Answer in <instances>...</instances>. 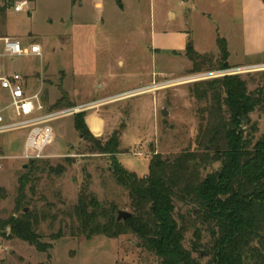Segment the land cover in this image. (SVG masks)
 I'll return each mask as SVG.
<instances>
[{
  "label": "rangeland",
  "instance_id": "rangeland-1",
  "mask_svg": "<svg viewBox=\"0 0 264 264\" xmlns=\"http://www.w3.org/2000/svg\"><path fill=\"white\" fill-rule=\"evenodd\" d=\"M121 1L34 0L29 12L0 8V36L25 35L23 45L29 49L36 43L42 52V56L11 58L0 38V57L4 73H20L30 93L41 90L49 110L70 107L58 105L64 93L76 106H88L84 116L91 133L103 142L114 131L120 133L117 161L144 177L151 171L155 153L174 158L196 148L210 100L199 98L195 91L206 80L130 93L154 80L220 70L207 66L193 73L186 49L191 42L197 51L214 48L209 55L215 60L220 57L216 45L220 12L214 4L216 8L209 14L210 0ZM231 17L237 25L238 14ZM227 22L219 31L223 36L229 32L236 35V26L232 31ZM120 59L124 64L118 63ZM244 67V72L228 75L246 80L248 92L263 97L261 107L251 113L256 141L264 134V62L230 64L225 71ZM7 96V91L0 94V107L6 105ZM163 107L169 111L167 116L161 113ZM75 119L76 115H70L53 122L56 138L46 148L47 157L30 175L26 188L30 209L36 207L41 219L37 231L52 247L43 252L19 238L0 236V264H161L156 253L142 247L135 233L116 238L105 234L87 238L72 233L78 226L74 207L83 187H88L107 208L115 204L118 210L132 212L129 192L117 181L111 156L91 150L94 144L75 128ZM25 139L24 131L0 135V218L14 214L19 178L30 170V161L17 157ZM219 166L215 162L204 174ZM194 210L201 211L195 204L176 202L177 220L184 224L183 243L191 250L197 230L202 243L211 239L210 230ZM60 231L62 237L54 239ZM193 254L209 256L204 247Z\"/></svg>",
  "mask_w": 264,
  "mask_h": 264
},
{
  "label": "trees",
  "instance_id": "trees-1",
  "mask_svg": "<svg viewBox=\"0 0 264 264\" xmlns=\"http://www.w3.org/2000/svg\"><path fill=\"white\" fill-rule=\"evenodd\" d=\"M0 8L7 9L1 5ZM218 47L221 55L215 60L213 55H202L191 42L188 44L187 56L194 65L193 73L207 66L220 70L230 67L226 41L219 38ZM195 91L199 98L210 100L205 109L207 118L196 137V148L174 158L155 153L151 171L144 177L128 171L117 161L120 133L114 131L103 142L91 133L85 110L74 114L75 128L94 144L91 150L111 156L117 181L127 188L132 209L129 219L119 220L117 205L107 208L88 187H83L74 207L78 221V226L72 229L74 235L91 238L105 234L116 238L135 233L142 247L156 253L161 264H264V134L254 141L252 133L257 129L251 118V113L261 107L263 97L248 92L246 80L238 75L203 81ZM65 94L58 105L75 107ZM63 99H68L65 104ZM41 162L42 159H32L30 170L19 178L15 212L0 218V236L19 238L47 252L52 244L44 242L38 233L41 221L38 210L36 207L31 210V201L26 198L30 175ZM215 162L220 166L204 174ZM176 202L195 204L201 210L194 213L210 230L208 242L202 243L200 230L195 229L197 240L192 250L184 246V224L177 220ZM62 235L60 231L53 238ZM201 247L206 248L208 257L194 256Z\"/></svg>",
  "mask_w": 264,
  "mask_h": 264
},
{
  "label": "built area",
  "instance_id": "built-area-1",
  "mask_svg": "<svg viewBox=\"0 0 264 264\" xmlns=\"http://www.w3.org/2000/svg\"><path fill=\"white\" fill-rule=\"evenodd\" d=\"M34 0H0V5L16 12H29L33 9ZM4 51L11 58L35 54L42 56L41 48L34 43L25 47L21 40L17 38L4 37ZM246 68H236L225 70H211L208 72L195 73L190 76L178 78H163L161 82L153 81L146 87L132 90L130 94H142L153 92L165 87L179 85V83L195 82L198 80H209L212 77H224L228 74L244 72ZM0 86L10 93V104L0 107V135L24 131L26 139L22 147V153L17 157L26 161L32 159H43L47 157L46 148L52 144L56 138L54 134L53 122L65 116L74 115L88 108L86 105L69 107L64 109L49 110L41 97V90L29 92L23 83L20 73L6 75L2 68L0 57Z\"/></svg>",
  "mask_w": 264,
  "mask_h": 264
},
{
  "label": "crops",
  "instance_id": "crops-1",
  "mask_svg": "<svg viewBox=\"0 0 264 264\" xmlns=\"http://www.w3.org/2000/svg\"><path fill=\"white\" fill-rule=\"evenodd\" d=\"M120 1L122 3L123 1ZM211 3L209 6L210 13H213V8L217 7L219 14V21L218 27L216 28L217 31V38H216V45L218 46V39L222 38L226 41V46L229 51V56L227 62L231 65L236 66H243L244 64H260L264 62V0H210L208 1ZM207 2V4H209ZM240 2V3H239ZM214 4H216L214 6ZM123 7V4H121ZM104 8V5H103ZM103 12V11H102ZM175 13L171 12L170 15ZM238 14L236 20H238V24L236 25L235 20L230 15ZM176 18V16H175ZM240 18V19H238ZM240 20V22H239ZM229 23H228V22ZM228 23L227 27H235V31L237 32L236 35H233L232 32H229L227 35H222L219 31L221 26H224ZM10 37V38H17L19 40H23L26 38L25 35L21 36L20 34H7L0 36V38ZM22 42V43H23ZM153 49V48H152ZM211 51H214V48L209 51L200 52V54H209ZM216 51V50H215ZM218 51L220 48L218 47ZM35 55V54H31ZM37 56V55H35ZM119 64H124V61L121 59L118 60ZM191 69H193L194 65L191 63ZM189 68V69H190ZM1 90L7 91V98H6V105L10 104V93L8 90L4 89L2 86ZM0 90V94H3V91ZM120 95V94H119ZM117 96V95H116ZM106 98H113V97H106ZM82 105V104H80ZM78 105V106H80ZM3 107V106H2Z\"/></svg>",
  "mask_w": 264,
  "mask_h": 264
},
{
  "label": "water",
  "instance_id": "water-1",
  "mask_svg": "<svg viewBox=\"0 0 264 264\" xmlns=\"http://www.w3.org/2000/svg\"><path fill=\"white\" fill-rule=\"evenodd\" d=\"M161 113H162V115L167 116L169 111H168V109L166 107H163ZM25 167H27V165H25ZM131 216H132L131 213L128 212V211H125V210H119L118 211V219L119 220H126V219H129Z\"/></svg>",
  "mask_w": 264,
  "mask_h": 264
}]
</instances>
